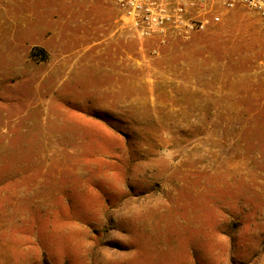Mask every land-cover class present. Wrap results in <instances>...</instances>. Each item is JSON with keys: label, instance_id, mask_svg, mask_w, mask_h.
Returning a JSON list of instances; mask_svg holds the SVG:
<instances>
[{"label": "rangeland", "instance_id": "1", "mask_svg": "<svg viewBox=\"0 0 264 264\" xmlns=\"http://www.w3.org/2000/svg\"><path fill=\"white\" fill-rule=\"evenodd\" d=\"M215 9L190 38H140L113 0H0V171L21 164L14 197L0 182V243L8 220L55 223L37 195L85 171L97 206L133 211L96 222L89 264H264V15Z\"/></svg>", "mask_w": 264, "mask_h": 264}, {"label": "crops", "instance_id": "2", "mask_svg": "<svg viewBox=\"0 0 264 264\" xmlns=\"http://www.w3.org/2000/svg\"><path fill=\"white\" fill-rule=\"evenodd\" d=\"M107 132H110V130H107ZM83 144H85V147H89L87 142ZM15 147L18 146L12 145L11 150L16 149ZM81 147H83L82 144ZM9 162L12 165L14 164V166H12V169L8 168L6 174L3 170L0 171V182L3 181L5 175L8 186H13L9 191L11 197H14L15 182H20L14 170L15 163L21 164L11 159ZM24 163L22 166H24ZM16 171L21 174L25 173L24 170L20 171L17 169ZM83 173L86 172H82L80 176L75 174L78 177L77 180H74V178H72L73 180H67L66 176L68 175L66 174L64 177H61L60 181L56 182L54 189L48 191L49 195H37L38 198L45 197L58 200L55 203L57 206L54 205V207L47 209H45V206L43 207L46 210L43 214L53 215L52 218L55 223L51 221L48 223L46 218H44L42 224H40V232L38 234L32 236L31 225L21 222L20 219L14 218L13 222L8 220V225L5 229H2L4 240L0 243V256H3L7 263L89 264L93 249L97 246V242L100 241L95 232L96 222L104 219L102 215H109L113 209L117 215H121V212L122 214H131L133 212L128 211V209L121 211L119 210L122 208L121 206L118 209L109 207L105 210L97 206L99 203H95L94 199H100L102 194H100L99 188L90 186L89 183L93 181ZM106 185L110 188V192H113V197L116 201L125 200L124 203L126 204L133 201L131 205L137 207V210L140 209V212H137V214L143 213L144 210L152 206V202H149V197H151L149 195L142 196V194L138 193L129 196V192H122L120 187H111L110 181L106 182ZM79 199H84L85 201H78ZM126 208H129V206H126ZM113 231L115 237H118V239L122 237L124 239L125 235L122 233L125 231L121 229H114ZM116 231L118 234H116ZM108 232L111 233V230H108ZM154 233H156V230L152 228V225L139 230L135 237L136 241H138L136 245H143L147 240L153 241ZM123 245L126 244L123 243ZM113 251L120 250H112L110 245H102L99 253L101 256H110Z\"/></svg>", "mask_w": 264, "mask_h": 264}, {"label": "built area", "instance_id": "3", "mask_svg": "<svg viewBox=\"0 0 264 264\" xmlns=\"http://www.w3.org/2000/svg\"><path fill=\"white\" fill-rule=\"evenodd\" d=\"M121 20L140 38L170 35L190 38L210 22L220 21V11L246 6L264 15V0H113ZM212 12L211 16H207Z\"/></svg>", "mask_w": 264, "mask_h": 264}]
</instances>
